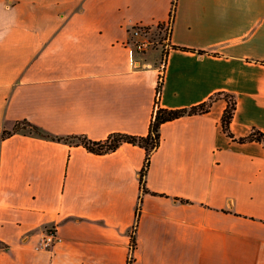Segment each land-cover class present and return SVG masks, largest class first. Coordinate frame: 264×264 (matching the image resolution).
<instances>
[{
	"label": "crops",
	"instance_id": "crops-1",
	"mask_svg": "<svg viewBox=\"0 0 264 264\" xmlns=\"http://www.w3.org/2000/svg\"><path fill=\"white\" fill-rule=\"evenodd\" d=\"M172 5L0 0V128L146 135L163 50L123 42L133 24L169 20ZM218 92L236 96V137L264 132V0H178L160 104ZM227 103L162 124L147 191L140 145L97 154L21 132L0 139V264H264V144L223 131ZM53 228L60 241L38 248Z\"/></svg>",
	"mask_w": 264,
	"mask_h": 264
},
{
	"label": "trees",
	"instance_id": "trees-1",
	"mask_svg": "<svg viewBox=\"0 0 264 264\" xmlns=\"http://www.w3.org/2000/svg\"><path fill=\"white\" fill-rule=\"evenodd\" d=\"M177 2L178 0H173L172 13L170 18H174L175 16ZM179 48L185 50H195L186 47H179ZM198 51L201 53L205 52L204 50L201 49ZM167 52L168 51H163V58L160 66V75L156 88L155 108L150 121L149 131L146 135L113 133L104 140H92L86 135H75V136L64 137V136L52 135L48 132H45L44 130H42L41 128H39L29 120H19L15 123L12 129L0 128V139H6L7 137H10L16 133L21 132V133L33 134L42 137H49L56 140L74 142L76 145H83L89 151H92L97 154H104L114 151L118 149L124 142L140 145L141 147H144L146 150V158L140 174V184L143 191L148 190L146 185V175L148 173L151 156L161 143L162 124L167 121L180 118L184 115L208 112L212 107L213 103L221 97L225 98L228 102L222 115L223 131L228 136L232 137L234 140H237L238 142L259 141L264 144V132L259 128H257L256 126L253 127L252 131L247 136L236 137L235 134L233 133L231 129V123L237 108V99L235 94L229 92H218L217 94L211 96L206 102H203L197 106H192L190 108H167L162 106L160 104V97L164 85V73L167 62ZM140 208L141 207L139 206L138 220L140 215ZM135 227L132 235L133 248L136 247Z\"/></svg>",
	"mask_w": 264,
	"mask_h": 264
},
{
	"label": "built area",
	"instance_id": "built-area-1",
	"mask_svg": "<svg viewBox=\"0 0 264 264\" xmlns=\"http://www.w3.org/2000/svg\"><path fill=\"white\" fill-rule=\"evenodd\" d=\"M173 18L167 21H159L153 24L138 22L133 24L128 30V36L123 44L126 47H133L141 52L150 49L160 48L163 51L170 49V34L172 30ZM60 236L56 229H50L46 232L38 248H49L60 241ZM132 258L128 260L131 264Z\"/></svg>",
	"mask_w": 264,
	"mask_h": 264
}]
</instances>
